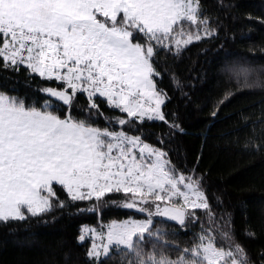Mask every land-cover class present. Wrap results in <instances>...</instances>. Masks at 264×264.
<instances>
[{"label":"snow or ice","instance_id":"6c2138e0","mask_svg":"<svg viewBox=\"0 0 264 264\" xmlns=\"http://www.w3.org/2000/svg\"><path fill=\"white\" fill-rule=\"evenodd\" d=\"M204 12L202 0H0V67L59 83L36 89L31 103L0 91V223L86 203L68 214H101L98 227L82 225L76 237L91 240L89 264L114 255L120 264H251L234 242L230 215L213 211L204 174L179 167L169 155L175 149L164 146L184 129L176 113L169 119L163 110L171 97L157 84L156 64L161 52L177 56L217 35ZM229 71L238 80L243 75L247 87L264 86V69ZM169 78L180 90L176 75ZM98 99L120 115L104 114ZM152 121L168 129L158 145L144 139L142 126ZM121 193L122 200L108 199ZM108 205L145 218L104 223ZM196 222L201 227L190 246L169 239Z\"/></svg>","mask_w":264,"mask_h":264},{"label":"trees","instance_id":"16d2710c","mask_svg":"<svg viewBox=\"0 0 264 264\" xmlns=\"http://www.w3.org/2000/svg\"><path fill=\"white\" fill-rule=\"evenodd\" d=\"M202 6L218 29L217 35L193 42L177 56L161 52L156 64L162 76L157 84L171 97L163 110L169 119L176 113L184 129L164 146L175 149L169 155L179 167H196L204 174V188L217 218L222 212L230 215L234 242L244 247L251 264H264V86L247 87L243 75L238 80L229 71L239 67L264 69V0H202ZM172 74L181 82L180 90L171 82ZM46 86L59 87V83H49L38 74L29 76L24 68L15 72L0 67V91L25 98L26 103L38 96L36 89ZM182 92L188 93L189 99L183 98ZM78 102L87 103L84 96ZM97 103L104 114L120 115L103 101L98 99ZM213 111L217 112L215 117ZM73 115H79L75 108ZM96 123L108 126L103 119ZM142 128L144 139L157 145L158 134L168 131L160 121L145 122ZM57 193L66 198L59 186ZM123 198L122 193L108 196L109 200ZM77 207L87 204L77 202L63 213L54 211L39 219L0 223V264H89V240L81 243L76 237L82 225L100 223L101 214H68L75 213ZM196 215L207 227L203 210ZM129 216L139 215L108 205L102 220L106 223ZM162 226L170 230L176 227ZM200 227L199 222L190 223L187 230L169 239L190 246ZM176 254L171 252L173 258ZM105 264H120V258L114 255Z\"/></svg>","mask_w":264,"mask_h":264},{"label":"rangeland","instance_id":"374dc122","mask_svg":"<svg viewBox=\"0 0 264 264\" xmlns=\"http://www.w3.org/2000/svg\"><path fill=\"white\" fill-rule=\"evenodd\" d=\"M133 218H135V219H144L145 217L139 215L138 217H133ZM124 219H126V218H124ZM118 220H122V219H118ZM84 225H88V224H84ZM98 225H99V223H97L96 225H89V226L98 227ZM90 243H91V240L89 239V245H90Z\"/></svg>","mask_w":264,"mask_h":264}]
</instances>
